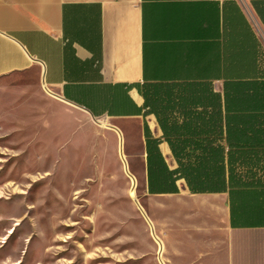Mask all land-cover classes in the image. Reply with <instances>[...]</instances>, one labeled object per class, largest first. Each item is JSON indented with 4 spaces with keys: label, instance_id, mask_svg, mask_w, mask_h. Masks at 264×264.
I'll return each mask as SVG.
<instances>
[{
    "label": "crops",
    "instance_id": "0c3cea01",
    "mask_svg": "<svg viewBox=\"0 0 264 264\" xmlns=\"http://www.w3.org/2000/svg\"><path fill=\"white\" fill-rule=\"evenodd\" d=\"M34 72L48 138L125 141L166 264H264V0H0V77Z\"/></svg>",
    "mask_w": 264,
    "mask_h": 264
},
{
    "label": "rangeland",
    "instance_id": "374dc122",
    "mask_svg": "<svg viewBox=\"0 0 264 264\" xmlns=\"http://www.w3.org/2000/svg\"><path fill=\"white\" fill-rule=\"evenodd\" d=\"M24 84L39 87V74L0 77V214L14 224L0 264H166L125 141L100 139L96 127L110 123L88 126L84 114L73 137L48 138L39 94Z\"/></svg>",
    "mask_w": 264,
    "mask_h": 264
},
{
    "label": "trees",
    "instance_id": "16d2710c",
    "mask_svg": "<svg viewBox=\"0 0 264 264\" xmlns=\"http://www.w3.org/2000/svg\"><path fill=\"white\" fill-rule=\"evenodd\" d=\"M253 160L255 163H258V164H257V166L254 167L255 170H253L251 172V175H252L251 178H252V181L257 184V183H259L260 180H262V177L260 176V171L263 170L264 168L261 170H260V168L263 167L264 160L260 159L259 157H255V159L253 158ZM201 161H203L206 164V163H209L211 161V159L209 157H202ZM260 165H262V166H260ZM262 174L264 175V172ZM235 175L237 177H239L240 179L242 178V173L238 172L237 170L235 171ZM192 190H195V189L192 188Z\"/></svg>",
    "mask_w": 264,
    "mask_h": 264
},
{
    "label": "water",
    "instance_id": "95a60500",
    "mask_svg": "<svg viewBox=\"0 0 264 264\" xmlns=\"http://www.w3.org/2000/svg\"><path fill=\"white\" fill-rule=\"evenodd\" d=\"M95 118V117H94Z\"/></svg>",
    "mask_w": 264,
    "mask_h": 264
}]
</instances>
